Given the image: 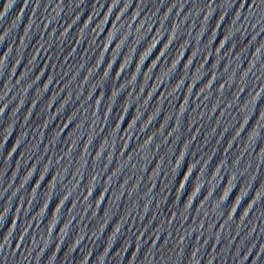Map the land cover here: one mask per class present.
<instances>
[{
  "label": "water",
  "instance_id": "1",
  "mask_svg": "<svg viewBox=\"0 0 264 264\" xmlns=\"http://www.w3.org/2000/svg\"><path fill=\"white\" fill-rule=\"evenodd\" d=\"M0 264H264V0H0Z\"/></svg>",
  "mask_w": 264,
  "mask_h": 264
}]
</instances>
